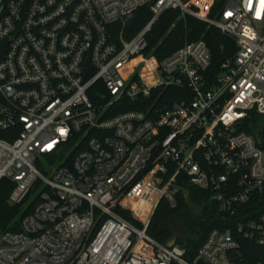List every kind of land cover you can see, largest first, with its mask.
Here are the masks:
<instances>
[{
  "label": "built area",
  "instance_id": "obj_1",
  "mask_svg": "<svg viewBox=\"0 0 264 264\" xmlns=\"http://www.w3.org/2000/svg\"><path fill=\"white\" fill-rule=\"evenodd\" d=\"M214 2L0 0V181L19 209L0 226V264H264V150L240 130L264 115V0ZM145 5L151 18L126 38L114 25ZM174 9L234 40L216 73L202 39L146 57ZM137 59L153 60L156 82ZM186 185L225 224L193 259L147 232Z\"/></svg>",
  "mask_w": 264,
  "mask_h": 264
},
{
  "label": "trees",
  "instance_id": "obj_2",
  "mask_svg": "<svg viewBox=\"0 0 264 264\" xmlns=\"http://www.w3.org/2000/svg\"><path fill=\"white\" fill-rule=\"evenodd\" d=\"M226 0H215L212 12L219 10ZM148 6H141L136 11L125 16L123 23H116V29H122L123 35L130 38L137 33L141 27L151 18ZM147 33L148 47L146 57L153 55L158 61L180 47L185 41L192 42L202 39L211 53V64L209 72L213 74L219 69V64L233 56L236 47L234 40L220 32L216 27L211 26L193 15L181 14L178 9L165 10ZM148 66L153 64V60L147 61ZM170 93H175L174 89H167ZM175 99V98H174ZM176 100V99H175ZM240 130L251 133L261 150H264V115L255 114L246 118L240 126ZM12 183L6 180L0 181V226L7 227L9 220L17 214L18 208L8 206L6 199ZM190 190L191 200L199 202L202 198H210V193L199 188L186 185ZM177 206L175 208L162 199L158 207L150 218L147 228L148 234L162 244H167L175 240V244L186 249V254L190 259L196 256L198 246L206 238V234L214 227L223 228L225 224L221 220L223 212L218 209L216 202L210 201L211 205L203 207L202 213L197 216L187 209L184 202V195L181 191L176 195ZM259 212L264 211V207H258ZM121 215L126 219L138 224L130 212L121 211ZM250 216H253L252 213ZM260 259L259 256L255 257Z\"/></svg>",
  "mask_w": 264,
  "mask_h": 264
},
{
  "label": "rangeland",
  "instance_id": "obj_3",
  "mask_svg": "<svg viewBox=\"0 0 264 264\" xmlns=\"http://www.w3.org/2000/svg\"><path fill=\"white\" fill-rule=\"evenodd\" d=\"M146 59H143L142 61H138V59L135 61L136 64H138L136 71H138L140 69V67L142 65H146L147 68H149L148 73H142L141 76L143 78L144 81H150V82H156L157 78L153 73V64L148 66ZM39 169L41 170V172L43 171L42 167H39ZM39 187H37L34 190V193L30 195V197L28 198V201H26L25 204L22 205V209L21 212L26 210L27 205L35 198V196L39 193ZM184 202L186 203L187 209L193 214V216H197L198 214L202 213V208L211 205L210 201L211 198H202L199 202H195L194 200H191V194L192 192H190V190H185L184 192ZM220 209V208H218Z\"/></svg>",
  "mask_w": 264,
  "mask_h": 264
},
{
  "label": "water",
  "instance_id": "obj_4",
  "mask_svg": "<svg viewBox=\"0 0 264 264\" xmlns=\"http://www.w3.org/2000/svg\"><path fill=\"white\" fill-rule=\"evenodd\" d=\"M168 245H173L175 244V240H171L170 242L167 243ZM197 264H206L203 260L199 259Z\"/></svg>",
  "mask_w": 264,
  "mask_h": 264
},
{
  "label": "bare ground",
  "instance_id": "obj_5",
  "mask_svg": "<svg viewBox=\"0 0 264 264\" xmlns=\"http://www.w3.org/2000/svg\"><path fill=\"white\" fill-rule=\"evenodd\" d=\"M135 62V61H134ZM152 65V64H151Z\"/></svg>",
  "mask_w": 264,
  "mask_h": 264
}]
</instances>
